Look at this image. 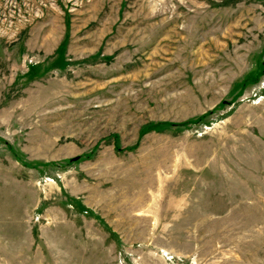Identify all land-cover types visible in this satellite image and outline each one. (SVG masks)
Returning a JSON list of instances; mask_svg holds the SVG:
<instances>
[{
	"label": "rangeland",
	"instance_id": "obj_1",
	"mask_svg": "<svg viewBox=\"0 0 264 264\" xmlns=\"http://www.w3.org/2000/svg\"><path fill=\"white\" fill-rule=\"evenodd\" d=\"M0 264H264V0H0Z\"/></svg>",
	"mask_w": 264,
	"mask_h": 264
}]
</instances>
